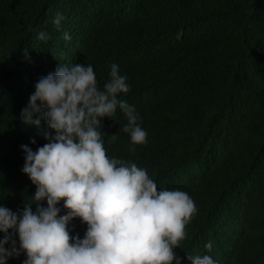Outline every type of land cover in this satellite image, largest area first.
Listing matches in <instances>:
<instances>
[{
    "label": "trees",
    "instance_id": "16d2710c",
    "mask_svg": "<svg viewBox=\"0 0 264 264\" xmlns=\"http://www.w3.org/2000/svg\"><path fill=\"white\" fill-rule=\"evenodd\" d=\"M75 62L93 63L100 87L118 63L131 85L120 95L148 131L131 151L118 109L103 119L108 154L193 197L181 264H193L188 252L264 264V0H0V204L19 210L35 194L21 145L55 130L26 124L21 109L41 76ZM73 223L83 236L87 224Z\"/></svg>",
    "mask_w": 264,
    "mask_h": 264
},
{
    "label": "clouds",
    "instance_id": "9594fccd",
    "mask_svg": "<svg viewBox=\"0 0 264 264\" xmlns=\"http://www.w3.org/2000/svg\"><path fill=\"white\" fill-rule=\"evenodd\" d=\"M63 19L57 12L55 24ZM38 35L51 38L46 31ZM63 36L72 39L69 31ZM130 87L116 62L103 87L93 63H61L36 82L20 118L41 130L46 120L55 131L45 132L47 142L36 149L21 145L22 171L37 187L22 209L0 204V264L21 253L23 264H181L175 248L196 211L193 197L180 188H158L146 167L109 155L105 146L103 119H116L118 109L127 118L130 150L147 143L139 111L120 95ZM77 217L87 224L83 236L73 234ZM188 258L220 264L210 253L188 252Z\"/></svg>",
    "mask_w": 264,
    "mask_h": 264
},
{
    "label": "bare ground",
    "instance_id": "6f19581e",
    "mask_svg": "<svg viewBox=\"0 0 264 264\" xmlns=\"http://www.w3.org/2000/svg\"><path fill=\"white\" fill-rule=\"evenodd\" d=\"M224 248V247H223Z\"/></svg>",
    "mask_w": 264,
    "mask_h": 264
}]
</instances>
